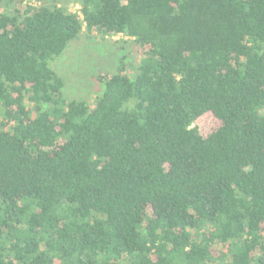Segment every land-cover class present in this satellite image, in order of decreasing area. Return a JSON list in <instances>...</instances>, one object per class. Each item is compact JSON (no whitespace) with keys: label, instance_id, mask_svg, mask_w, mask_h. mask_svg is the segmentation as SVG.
<instances>
[{"label":"trees","instance_id":"obj_1","mask_svg":"<svg viewBox=\"0 0 264 264\" xmlns=\"http://www.w3.org/2000/svg\"><path fill=\"white\" fill-rule=\"evenodd\" d=\"M75 1L0 0V264H264V0Z\"/></svg>","mask_w":264,"mask_h":264},{"label":"rangeland","instance_id":"obj_2","mask_svg":"<svg viewBox=\"0 0 264 264\" xmlns=\"http://www.w3.org/2000/svg\"><path fill=\"white\" fill-rule=\"evenodd\" d=\"M50 1V0H49ZM68 5L71 10L79 8L75 0H57ZM114 36L112 40H117ZM129 47L116 44L101 38H86L81 36L78 40L70 42L64 52L50 62L52 69L63 79V97L67 100L81 99L87 103L93 102L99 89L95 83L88 80V76L103 71L106 67L113 69L116 64L133 61L137 54ZM131 51V52H130ZM129 58V61L127 60ZM119 64V65H120ZM85 84V85H84ZM213 116L207 114L202 119L203 125H211Z\"/></svg>","mask_w":264,"mask_h":264}]
</instances>
